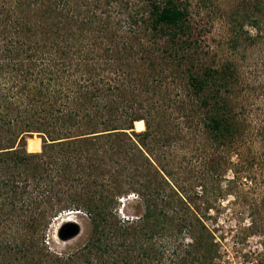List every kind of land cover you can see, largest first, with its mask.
<instances>
[{
    "label": "rangeland",
    "instance_id": "rangeland-1",
    "mask_svg": "<svg viewBox=\"0 0 264 264\" xmlns=\"http://www.w3.org/2000/svg\"><path fill=\"white\" fill-rule=\"evenodd\" d=\"M86 1L92 5L98 0H69L68 9H63L71 20L73 17L77 19L75 23L65 27L67 32L65 31L64 35L69 38L66 43L70 45L69 41H73L71 37L77 35V39H74L75 46L71 47L70 51L74 47H80L82 54L86 45L83 43L91 36L97 35L95 28L89 30L85 22L81 23L79 20L87 17L86 12L89 9L85 8ZM129 1L127 5L125 0L119 2L120 7L113 11L117 17L124 20L127 15L136 13L140 18L146 17L147 11L141 0ZM174 1L187 11V20L192 28L191 35L196 40L191 39V47L187 45L185 48L189 55L194 57L195 63L218 69L229 66L231 69L228 73L231 75L228 90L222 91V94L227 98L234 122L233 136L223 141L218 137H211L205 126L206 112L200 106L199 100L188 96L182 81L178 84L173 80V84L168 87V77L161 84L160 94L167 93V96L177 101L175 105L165 104V111L152 117L143 116L139 111L142 117H146L140 119L143 121V127L138 128V120L133 122V128L127 132L133 131L136 134H127L128 138L121 136V146L117 147L120 152H108L110 149L107 147L109 155L104 154L103 148L93 157V149L97 146L95 142L87 150L80 152L78 157V162L80 160L83 169L85 168L84 174L92 175L95 181L90 186H82L90 180L88 176L80 178L86 176L81 174L79 179L77 178L78 181H72L71 186L73 182L74 186L71 189L75 187L94 202L101 192L106 193L103 202L107 205L106 218L109 226L99 225L106 233L110 228L106 236L109 238L107 251L98 250L97 254L93 247L86 255L87 251L81 248L84 244L94 241L91 219L84 211L57 212L56 209L62 206V202L56 201L55 197L47 199L44 197L47 195L43 193L28 196L32 203L28 210L35 214L32 222L35 229L32 234L39 240L43 239L52 252L71 256L65 264H264V0ZM36 5L34 0H0V18H7L6 13H12L13 16L7 22L12 24L13 20L18 18L17 15L33 11L37 13L40 5ZM3 30L0 25V45L3 40L9 38ZM18 30L25 31L24 24L19 25ZM63 45V49L68 48V45ZM147 46L150 47L149 44ZM94 48L97 53H102L104 46L95 44ZM50 53L46 51L45 56ZM156 53V56L162 54L159 51ZM75 58H72L73 63ZM156 61L158 67L161 63L160 57H156ZM135 63L139 66L144 64L139 58ZM95 67L91 62L90 75L95 78L107 77L109 82L104 78L107 83L115 87L107 91V83L99 84L102 100L108 101L117 93V87L122 89L121 84L127 80L125 77L122 82L117 80L115 71L109 64L101 68L98 76H95ZM25 69V77L29 79V84L24 83L27 87L25 93L30 97L26 104L34 109L38 105L42 109L44 106L49 109V100L40 104L37 102V96L31 94L35 91L36 81L32 79L37 68L28 65ZM74 74L71 72L68 78L63 74L56 84L59 89L56 88L54 93L49 95V99L53 96L58 98L56 107H62L64 104V111L77 107L70 98L79 99V95L75 86L68 84ZM82 83L84 84L85 80ZM111 92H114L113 96ZM86 93L89 95L90 92ZM181 98L188 99V106L186 110L179 111L178 101L180 102ZM16 106L10 105L7 109L2 107V115L5 117L6 112L9 123L0 122V137L10 135V139L4 137L3 141L12 139L13 148H19L21 145L25 152L30 154L41 152L45 146L46 150L54 148L55 155L65 142L68 146L62 147L60 157L70 156L69 160H72L76 155L72 152L73 146L69 142L89 136H80L78 132L80 127L83 128L80 123L87 122L85 109L75 116L72 126L61 128L60 119L56 120L53 128L55 132L50 135H57L58 131L62 130L70 131V134L61 135L59 137L63 138L51 141L47 134L40 132L45 133V130L37 131L32 125L26 126L28 119H35L25 113L30 109L20 112ZM37 113H40L39 116L43 115V112ZM39 116L35 125L42 123ZM122 119L129 120L126 115H118L119 124L124 122ZM97 127L95 134L102 133L103 127ZM25 129H30L31 132L24 135ZM145 130L148 136H140L139 133ZM44 139L47 140L46 144H43ZM58 140L63 142L57 143L59 147L55 148V142ZM30 142H38L39 149L29 150ZM51 142L55 144H48ZM129 146L131 148L128 152H135V160H129L125 156V148ZM72 168L74 166L70 167ZM43 171L34 174L33 178L28 176L30 190L37 181L35 176H45ZM61 172L65 175L68 171L61 169ZM142 175L148 177L151 199L157 202L152 218L157 219L160 224L164 222L163 230L160 231L161 226H156L152 229V235L149 234L150 228L141 226L143 221L138 219L143 216L145 209L135 190L141 186L135 183L134 177L142 179ZM157 181H161L163 188L155 194L152 188ZM69 183L64 181L66 185L61 184L66 188ZM42 188L41 185L39 191ZM67 195L68 191L61 196L62 201ZM35 208L39 212L35 213ZM160 209L169 213L163 217ZM196 218L204 227L200 226ZM69 219L79 225V233L67 240L60 239L57 236L58 230ZM8 222L4 224V227L9 226L6 233L13 231L11 223ZM28 222L30 223V220ZM6 233L4 237L8 242L9 236ZM87 257L88 261H85ZM191 258L195 260L191 261Z\"/></svg>",
    "mask_w": 264,
    "mask_h": 264
},
{
    "label": "trees",
    "instance_id": "trees-1",
    "mask_svg": "<svg viewBox=\"0 0 264 264\" xmlns=\"http://www.w3.org/2000/svg\"><path fill=\"white\" fill-rule=\"evenodd\" d=\"M121 1L98 0L96 4L92 5L86 1L85 8L89 9L86 12L87 17L79 18V20L81 23L85 22L89 30L95 28L97 35L91 36L90 41L83 43L86 44L84 54L81 53L82 48L80 47H74L70 51L71 47L75 46L74 39H77V35L71 37L73 41H69L70 45L66 43L69 38L64 35L65 27L77 20L74 17L71 20L69 14L63 11L64 8L68 9L69 0H34L37 3L36 6L40 5L37 13L33 11L32 13L17 15L18 18L15 17L16 19L13 20L14 23L12 24L7 23L13 16L12 13H6L7 18H0V25L9 37L8 40H3V44L0 45V122L9 123L6 119V112L5 117L2 115V107L7 109L10 105H17L16 107L20 112L30 109V112L25 113L28 114V117H35V119L33 121L28 119L26 126L32 125L38 129L37 131L45 130V133L44 131L40 132L47 134L49 140L53 141L63 138L59 137L61 135L70 134V131L62 130L58 131L57 135L51 136L50 134L55 132L53 128L57 123L56 120L60 119V123H58L61 128L72 126L75 123V116L85 109L84 116L87 118V122L80 123L83 128L80 127L78 132L80 136L89 134V136H83L69 142L73 146L72 152L76 155L72 160H69L70 156L68 158L60 157L63 151L62 147L68 146V143L65 144V142L59 150L57 149L55 155L54 148L46 150L45 146L41 152L29 154L21 145L19 148H13L14 141L12 139V141H3L4 137L10 139V135L0 137V264H65L68 259L72 258L69 255L52 252L43 239L39 240L32 234L35 229L32 223L35 214L28 210L32 204L28 200L30 194L40 195L43 193L47 195L44 196L47 199L55 197L56 201L62 202V206L56 209L57 212L80 210L89 216L94 241L81 247L87 251V253L84 251L86 255L89 254L88 250L91 251L93 247L97 254L99 253L98 250L104 252L109 249V238L106 236L110 228L106 233L104 228L99 225L109 226L106 218L107 205L103 202L106 193L101 192L94 202L89 196L82 195L75 187L71 189L74 186V182L71 186L72 181H78V176L84 174L85 170L83 163L80 160L78 162V157L80 152L87 150L95 142H97V146L93 149V157H96L99 154V149L103 148L104 154L110 151L112 153L120 152L117 151V147L121 146L119 143L121 136L128 138L127 134L130 136L136 134L133 131L127 132L128 129L133 128L132 124L135 120H138L136 121L137 125L138 122L142 121L140 119L146 118L142 115L156 116L165 111V104L175 105L177 101L167 96V93L160 94L161 84L168 77V80L170 79L168 87L173 84V80L178 84L182 81L188 96L191 95L190 97L193 96V99L199 100L200 106L206 112L205 126L208 128L207 133L211 137L214 139L218 137L219 140L223 141L233 136L234 122L231 118L227 98L223 95L224 93L222 94V91L228 90V80L231 76L228 73L231 69L229 66L218 69L209 65H197L194 57L189 55L185 47L187 45L191 47V39H196L191 35L192 28L187 20L186 9L174 0H141L142 6L147 11L146 17L140 18L136 13L135 15H127L122 20L113 12L120 7L119 2ZM127 1L130 3L129 0H125L126 5L129 4ZM70 21L72 22L69 23ZM18 24H24L26 32L18 30ZM63 43L68 45V48L63 49ZM95 44L104 46L102 53L95 51ZM46 51L51 52L49 56H45ZM156 51L161 52V56H156ZM156 57L161 59L158 67ZM72 58H75L74 63ZM138 58L144 62L142 66L135 63ZM91 62L96 66L94 68L97 70L95 76H98L101 68L109 64L113 67L117 80L122 82L125 77L127 81L121 84L122 89L117 87L116 97L114 96L108 101L102 100L99 84L104 82L106 85L109 79L104 77L106 81L103 77L91 76V71H89ZM28 65L34 69L37 68L32 79L36 81L35 91L31 94L37 96V102L39 101L40 104L49 100V109H46L45 106L42 109L39 105L34 109L26 104L30 99L29 94L25 93L27 87L24 84H29V79L25 77V67ZM71 72L75 74L68 84L75 86L79 99L70 98L77 107L64 111V104L62 107H56L58 98L53 96L52 99H49V95L53 94L56 88L59 89L56 84L61 76L64 74L68 78ZM83 76L87 77L84 78ZM83 80H85L84 84L82 83ZM111 86L107 83L105 90L115 88ZM86 92H90L89 95ZM112 93L114 92L110 93L111 96H113ZM158 96L160 97L157 98ZM67 100L69 99L67 98ZM66 102L65 104H69ZM187 104L188 99L181 98L180 102L178 101V110H186ZM86 109L89 110L86 111ZM37 111L43 112V115L39 116L40 113ZM139 111L142 112V115ZM122 114L123 117L124 115L128 116L129 120L122 119L124 122L119 124L118 115L121 116ZM59 115L60 117H57ZM38 116L42 123L35 125ZM98 125L103 127L101 129L103 132L95 134L98 131L96 130ZM23 132L26 133L24 135H27L31 130L25 129ZM139 135L147 137L148 133L145 130ZM46 141L44 139L43 144H46ZM60 142L63 140L55 142V148ZM133 146L137 148L135 144ZM107 147L110 149L108 152ZM115 147L116 149H113ZM129 148L131 147L125 148V156L129 160H135V152L133 150L128 152ZM136 150L140 152L138 148ZM145 161L147 160L145 159ZM71 166L74 168L70 169ZM61 169L67 170L69 174L68 172L65 175L62 174ZM40 170H44L45 176H35L37 181L33 185V189L30 190L28 176L33 178L34 174ZM143 171L145 170L143 169ZM84 175L86 176L80 178H87L88 176L90 182L82 186L94 184L95 178L92 175H88V173ZM141 177L142 179H138L137 176L134 177L135 183L141 186L140 189L135 190L141 205L145 209L143 216L138 217V219L141 218L143 221L141 226L150 228L149 234L152 235V229L156 226H161L160 231L163 230L164 222L160 224L157 219L152 218L155 212L153 209L157 202L151 199L152 193H150L149 184H147L148 177L146 175ZM46 181L48 184L45 186ZM64 181L70 182L66 188L62 186ZM156 183L155 187L152 188L155 194L163 188L161 181ZM41 185L43 190L39 191ZM67 191L68 195L62 201L61 196ZM36 212L39 211L35 208ZM161 212L163 217L169 213L168 211L164 212V209ZM196 220L198 221L197 218ZM7 221L13 227L11 228L12 232L9 230L6 233L9 226L4 227V224ZM198 222L200 226L204 227L202 222ZM5 233L9 236L8 242L5 240ZM10 239L14 241H10ZM84 260L88 261V257ZM194 260L191 258V261Z\"/></svg>",
    "mask_w": 264,
    "mask_h": 264
},
{
    "label": "water",
    "instance_id": "water-1",
    "mask_svg": "<svg viewBox=\"0 0 264 264\" xmlns=\"http://www.w3.org/2000/svg\"><path fill=\"white\" fill-rule=\"evenodd\" d=\"M79 233V225L76 222H66L59 228L57 236L60 239L67 240Z\"/></svg>",
    "mask_w": 264,
    "mask_h": 264
},
{
    "label": "bare ground",
    "instance_id": "bare-ground-1",
    "mask_svg": "<svg viewBox=\"0 0 264 264\" xmlns=\"http://www.w3.org/2000/svg\"><path fill=\"white\" fill-rule=\"evenodd\" d=\"M138 128L143 127V122H138L137 123ZM39 149V143L38 142H30L29 144V150H38ZM73 221L72 219L67 220L66 222H71ZM75 222V221H73Z\"/></svg>",
    "mask_w": 264,
    "mask_h": 264
}]
</instances>
